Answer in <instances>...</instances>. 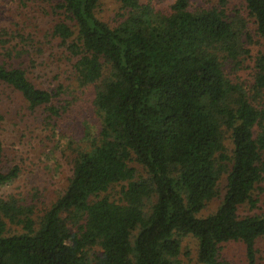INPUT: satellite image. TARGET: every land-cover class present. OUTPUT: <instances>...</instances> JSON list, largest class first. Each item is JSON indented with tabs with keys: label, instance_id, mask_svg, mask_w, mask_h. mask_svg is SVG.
I'll use <instances>...</instances> for the list:
<instances>
[{
	"label": "trees",
	"instance_id": "obj_1",
	"mask_svg": "<svg viewBox=\"0 0 264 264\" xmlns=\"http://www.w3.org/2000/svg\"><path fill=\"white\" fill-rule=\"evenodd\" d=\"M8 1L0 0L2 17ZM50 1L51 10L40 8L51 19L47 45L63 55L77 87L37 84L33 70L45 48L17 22H0V86L30 111L42 109L55 137L75 92L89 90L101 129L77 150L56 201L39 209L0 197V264H183L188 236L198 241L197 264H230L220 251L231 242H242L246 263L258 264L264 213L239 210L258 204L253 193L264 182V51L249 48V21L264 46V0H243L248 20L194 0H174L168 10L115 0L113 23L98 15L104 0ZM249 57L247 85L227 67ZM5 161L0 141V188L20 175Z\"/></svg>",
	"mask_w": 264,
	"mask_h": 264
},
{
	"label": "rangeland",
	"instance_id": "obj_2",
	"mask_svg": "<svg viewBox=\"0 0 264 264\" xmlns=\"http://www.w3.org/2000/svg\"><path fill=\"white\" fill-rule=\"evenodd\" d=\"M24 1L27 2V0ZM144 1L151 2L160 10H168L174 0ZM13 2L3 3L4 10L1 11H7V16L0 15V22H5L10 28H16L15 23L12 22H17L20 33L28 38L31 35L35 40L34 46L39 47L40 41L44 46L43 63L40 53L38 54L40 60L36 58L38 67L33 70L37 84L46 89L56 88L58 84L74 89L75 79L69 72L71 67L67 62L61 61L64 59L62 54L56 52V55H52L47 45V41L50 40L51 19L40 8L43 7L49 11L50 4L53 2L46 3L45 0H38L36 6L33 1L29 2L27 7H22L19 0H13ZM193 3L195 7L217 8L224 10L229 16L238 15L243 19H249L243 0H194ZM118 9V3L115 0H104L98 15L104 21L113 23ZM249 30L254 41L249 45L251 54L258 55L264 51V46L255 36L254 27L250 21ZM53 47L55 51L58 49L55 45ZM252 62V58L249 57L239 68H235L236 65L231 63L227 71L233 78H239L241 82L248 85L253 80V69L250 68ZM85 91L75 92L78 99L71 111L57 120L59 126L55 137L54 131L44 124L42 109L36 112L30 111L20 94L0 86V141L4 144L6 151L5 166L7 169L15 166L20 168L18 179L0 188L1 198L23 199L26 204L34 202L39 209H43L60 196L72 172L70 163L72 158L77 150L89 146L90 140L98 136L101 129V120L92 105V94L89 90ZM55 145L58 147L56 148ZM54 146L55 152L49 153ZM225 184L224 179L221 185L222 196L225 194ZM119 191L120 187H116L112 190V194L115 196ZM253 197L259 200L258 204L255 207L250 204L242 206L239 210L242 217L264 213V182L257 187ZM220 201L221 198L209 203L202 215L208 216L213 213ZM197 248L198 241L195 238L192 236L183 238L180 257L183 264H197ZM256 249L258 264H264V237L257 240ZM220 254L221 258L230 264H247L246 249L242 242L222 245Z\"/></svg>",
	"mask_w": 264,
	"mask_h": 264
}]
</instances>
